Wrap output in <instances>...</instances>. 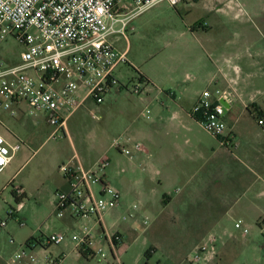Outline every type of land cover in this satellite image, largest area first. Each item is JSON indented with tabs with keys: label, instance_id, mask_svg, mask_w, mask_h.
Returning a JSON list of instances; mask_svg holds the SVG:
<instances>
[{
	"label": "rangeland",
	"instance_id": "obj_1",
	"mask_svg": "<svg viewBox=\"0 0 264 264\" xmlns=\"http://www.w3.org/2000/svg\"><path fill=\"white\" fill-rule=\"evenodd\" d=\"M126 5L132 6L130 2ZM205 13L201 5L187 10L183 6L174 8L164 2L134 16L127 29V38L121 36L120 41H114L120 35L112 36V42L117 48L121 51L128 48L129 62L122 65L116 73L124 87L131 90L137 83L139 74L144 72L154 75L161 82L165 79L168 81L172 76L181 80L183 73H187L181 65L187 51L186 45L190 44L192 29ZM120 27L121 24L116 26L117 29ZM227 30L225 38L231 41V24ZM198 34L203 33L198 32ZM213 35L214 32L208 34V36ZM260 45L264 47V41ZM19 51L20 46L10 41L5 46L3 54L12 57V52L18 55ZM218 54L231 56V48L222 44ZM263 65L254 70L246 84L238 86L240 92L238 102L231 109V123L237 121L238 127L241 126L247 132L253 133V139L249 141L252 146L257 144L264 146V128L258 126L257 122L260 118L252 115L244 106L252 101L264 111ZM205 84L206 82H203L184 87L197 94L208 88ZM170 85V82H166L156 88L143 87L145 91H152L148 101L154 102L151 119L154 110L157 111L161 105L155 101L159 91L163 93L158 99L165 103H168V98L164 93L169 90L177 91V87ZM128 90L125 88L121 91L111 90L102 104L86 103L68 120V135L64 136L61 133L56 138L50 137L54 129L46 124L44 118L23 115L14 121L6 113L0 112V118L5 125V127L0 126V133L12 142L20 140L24 143L11 167L0 175V182L14 176L13 186L26 187L28 194L22 204H18L12 194L13 186L7 185L1 192L0 219L6 220V211L11 208L15 210L16 218L8 222L5 232L0 235V264H11L12 257L22 251L32 238L43 239L53 233L66 231L63 221L56 216L53 193L57 182L63 177L60 172L61 164L75 154L86 168L108 159L106 180L128 196L130 203L138 201L139 182L145 184V189L149 191V179L153 176L156 181L164 180L163 188L170 193L176 191L179 195L185 194L182 190L183 178L174 182L164 179L167 173L164 167L163 170L158 168L160 160L157 156L150 157L148 154L139 155L133 152L134 159H132L113 147L114 140L122 136L144 145L139 141L140 138L139 140L135 138L143 130L162 133L167 130L163 121L153 125L151 119L147 120L140 116L143 106L141 97ZM184 163L181 158L176 159L178 166ZM247 165L251 172L259 173L258 168L250 163ZM198 167L199 164L192 165L187 173L196 178L199 174ZM156 171L162 172L159 175ZM137 212H134L135 216L131 218L132 206L127 207L125 217L113 215L107 222L114 225V228L118 227L124 235V243L118 248V260L114 258L108 245L104 241H98V238L94 239L93 249L95 253L102 249L107 255L106 259L100 254L88 258L82 253H73L74 244L70 241L60 246L47 245L46 249L37 246L34 251L41 260L46 256L60 257L63 259L61 264H193L191 259L204 241L205 236L202 232L208 230L206 225L202 227L201 232V229L197 228L196 220L180 217L176 205L169 206L162 213ZM237 219L244 222L248 234L244 235L243 230L235 228ZM220 221L221 223L212 233L224 236V239L229 241L231 237L236 238L244 248L240 252L231 250L228 244L222 249L219 247L216 257L210 264H264V226L261 228L254 217L248 218L238 210ZM95 228L97 235L100 234L101 228ZM12 239L14 243H11Z\"/></svg>",
	"mask_w": 264,
	"mask_h": 264
},
{
	"label": "built area",
	"instance_id": "obj_2",
	"mask_svg": "<svg viewBox=\"0 0 264 264\" xmlns=\"http://www.w3.org/2000/svg\"><path fill=\"white\" fill-rule=\"evenodd\" d=\"M127 2L132 6H127ZM164 2L178 8L195 0H0V112L14 121L23 115L44 118L54 129L51 138L61 133L67 136L68 120L86 103L102 104L111 90H128L116 76L118 69L127 63V53L120 52L111 38L114 35L127 38L134 16ZM118 24H121L119 29ZM10 41L20 46L18 55L3 54ZM144 86L147 88L148 84L138 76L137 83L128 91L143 98L147 92ZM227 93L220 89L204 90L190 115L223 147L231 148L227 109L221 101ZM159 97L155 101L162 104ZM150 115L149 106L140 114L147 120ZM258 124L264 126V119H259ZM0 126L5 127L1 118ZM23 145L20 140L12 142L0 134V172L14 163ZM113 147L131 158L133 152L145 151L140 142L126 136L115 139ZM108 166V159H103L86 168L76 154L61 164L60 172L69 190L56 192V216L84 224L78 232H56L43 238L42 245H26L12 257L11 264H61L60 257L46 256L41 260L34 250L37 246H60L66 241L75 245V251L89 256L100 254L106 259L102 249L92 252L93 226L103 230L102 238L118 260V248L123 241L118 234L105 233L104 217L119 208L122 193L106 180ZM15 190L19 198L23 196L21 188ZM132 209L136 210L137 206ZM6 215V220L0 219V235L8 222L16 218L13 208ZM244 225L242 220L235 222V228L246 235L248 228ZM220 240L215 233L205 236L191 262L206 264L215 258Z\"/></svg>",
	"mask_w": 264,
	"mask_h": 264
},
{
	"label": "crops",
	"instance_id": "obj_3",
	"mask_svg": "<svg viewBox=\"0 0 264 264\" xmlns=\"http://www.w3.org/2000/svg\"><path fill=\"white\" fill-rule=\"evenodd\" d=\"M198 5H201L206 13L192 29L193 35L190 37V44L186 45L187 51L181 65L187 73H183L181 80L172 76L168 81L165 79L164 82L147 72L142 73L150 82L148 84L150 89L163 86L166 82H170V86L177 87V91L169 90L164 93L168 98V103L162 101L159 109L154 110L152 119V106L154 105L152 103L154 102H148L152 91H147L141 98L143 103L141 112L146 106H149L152 124L163 121L167 130L163 133L143 130L138 134L139 136L135 137L138 140L140 138L139 141L144 144L145 148L144 152L137 154L157 156L160 160L158 168L163 170L164 167L167 173L164 179L174 182V180L183 178L182 190L185 194L179 195L176 191L170 193L163 188L164 180L156 181L154 176L149 179V191L145 189V184L139 182L137 202L130 203L127 199L128 196L121 192V204L119 208L105 215L104 229L108 235L118 234L123 243L124 235L120 229L114 228V225L107 222L113 215L125 217V209L134 205L137 206V209H133L131 218L135 216L134 212L138 213L137 211L146 214L158 211L162 213L169 206L176 205L180 217L196 220L197 228H200L201 232L202 227L207 226L208 230L202 232L203 236L214 232L215 227L221 223V219L237 210L248 218L254 217L261 228L264 226V146L261 144L250 145L249 141L253 139V133L247 132L241 126L238 127L237 121L231 123V109L238 102L240 93L238 86L246 84L254 70L259 69V66L264 62V47L260 45L264 41V0H195L183 7L189 10ZM230 24L231 41L225 38ZM198 32L203 34H198ZM209 32H214V35L208 36ZM120 39L121 36L114 41H120ZM222 44L231 48V56L218 54ZM117 49L120 52L128 53V48L124 51H121L120 48ZM128 62L127 58L126 64ZM203 82H206L205 86H208L204 90L220 89L235 95L236 100L227 104L226 113L227 135H232L231 148L223 147L217 138L210 135L190 115L193 106L204 90L194 94L184 86H194V84L198 85ZM169 93H173V96H170ZM158 96H160L159 93ZM253 103L255 102L250 101L244 107L248 108ZM258 126L264 128L259 124ZM227 135L225 136L227 137ZM239 137L242 139H238ZM178 157L185 162L184 165L176 164ZM16 158L17 156L14 161ZM246 163L258 168L259 173L251 172ZM194 164H199L197 168L199 174L196 175V178L187 173ZM10 167L2 170L0 175ZM161 172L156 171V174L160 175ZM14 178L12 176L11 179L0 182V196L7 185L15 184ZM16 188H21L23 191V196L20 198L28 197L26 187L21 185L13 186L12 192L16 197H18ZM68 190L69 186L62 177L57 182L53 197L55 198L57 191L67 192ZM7 212L8 210L6 214ZM61 220L65 225L66 232L70 234L78 232L84 224V222L70 217L61 218ZM95 227L93 226V238L104 241L103 230L100 229L101 233L97 235ZM220 237L218 249L219 247L222 249L224 245L228 244L231 250L240 252L243 250L244 246L241 247L236 238L231 237L229 241V239H224V236ZM92 252L95 253V250L93 249ZM73 253H78L75 251V245ZM82 254L88 258L94 256ZM213 259L206 264H210Z\"/></svg>",
	"mask_w": 264,
	"mask_h": 264
},
{
	"label": "trees",
	"instance_id": "obj_4",
	"mask_svg": "<svg viewBox=\"0 0 264 264\" xmlns=\"http://www.w3.org/2000/svg\"><path fill=\"white\" fill-rule=\"evenodd\" d=\"M139 78L143 83L149 84L150 82L148 81V79L142 74H139ZM253 109V110H252ZM247 110L252 113V115L259 117L260 119H262L264 117V111L262 109H260L255 103L251 104ZM13 196L15 197L16 201L18 204H21L23 202V198H18L15 196L14 192H12ZM32 244H37V245H42V238H32L31 240H29L26 245L27 246H31ZM44 249H46V246H43ZM86 256V255H85Z\"/></svg>",
	"mask_w": 264,
	"mask_h": 264
},
{
	"label": "water",
	"instance_id": "obj_5",
	"mask_svg": "<svg viewBox=\"0 0 264 264\" xmlns=\"http://www.w3.org/2000/svg\"><path fill=\"white\" fill-rule=\"evenodd\" d=\"M236 100L235 95L231 92L227 93L223 98H222V103L225 105L226 109H227V104H231L232 102H234Z\"/></svg>",
	"mask_w": 264,
	"mask_h": 264
}]
</instances>
